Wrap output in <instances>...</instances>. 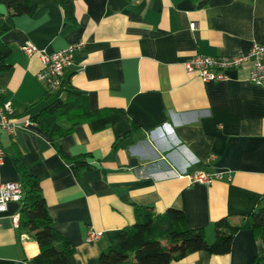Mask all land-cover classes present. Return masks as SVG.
Returning a JSON list of instances; mask_svg holds the SVG:
<instances>
[{"label": "crops", "instance_id": "crops-1", "mask_svg": "<svg viewBox=\"0 0 264 264\" xmlns=\"http://www.w3.org/2000/svg\"><path fill=\"white\" fill-rule=\"evenodd\" d=\"M57 1L32 0L35 13L15 17L2 38L12 49L2 102H12L19 124L14 135L0 132V184L21 182L20 166L38 179L55 229L73 248L68 263L98 264L136 223L138 207L182 211L210 244L221 219L238 223L256 212L264 201V85L251 83L250 65L206 83L185 63L264 46V0H70L72 19ZM27 42L49 53L84 43L53 98L71 86L84 112L109 116L104 130L84 123L51 142L20 123L52 101L37 80L39 57L23 53ZM199 171L231 180L191 184ZM21 207L10 203L0 214V264H29L39 252L13 224ZM89 230L100 239L89 241ZM254 236L240 231L227 255L198 252L173 264H264V235Z\"/></svg>", "mask_w": 264, "mask_h": 264}, {"label": "trees", "instance_id": "trees-1", "mask_svg": "<svg viewBox=\"0 0 264 264\" xmlns=\"http://www.w3.org/2000/svg\"><path fill=\"white\" fill-rule=\"evenodd\" d=\"M32 0H0V74L10 70L7 60L12 49L3 43V36L13 29L15 17L35 13ZM66 18H73V6L70 0H58ZM64 98H53L52 101L33 118L28 120L38 126L49 141L61 139L70 134L77 126L87 123L94 132L104 130L110 118L102 111L84 112L79 92L71 86L65 91ZM68 124V128L63 126ZM61 156H65L60 149ZM76 169L87 166L76 162ZM23 186V198L19 229L26 232L38 245L39 252L31 258L29 264H69L73 248L54 227L53 220L40 182L23 166H20ZM136 223L124 229L118 235L115 244L100 255L98 264H173L189 255L205 252L209 255H227L232 249L234 236L240 231L250 230L254 237L264 235V201L250 217L232 223L221 219L215 226V240L207 241L202 230L189 227L188 220L182 211L169 209L163 215H156L151 208L138 207L135 210Z\"/></svg>", "mask_w": 264, "mask_h": 264}, {"label": "built area", "instance_id": "built-area-1", "mask_svg": "<svg viewBox=\"0 0 264 264\" xmlns=\"http://www.w3.org/2000/svg\"><path fill=\"white\" fill-rule=\"evenodd\" d=\"M191 28L196 30L198 25L192 23ZM247 52L238 51L233 57H206L197 55L185 63L187 74H196L206 83H219L229 80L228 73L232 70H239L250 65L249 79L257 86L264 85V46L254 43ZM84 43H76L68 46L59 52L49 53L38 49L31 42L23 47V53L28 58L38 56L42 63V70L37 74V80L46 88L49 95L55 96L62 87V78L65 70L74 64V55L83 49ZM5 90L0 88V132L14 135L17 124L15 109L12 102H2ZM23 126L31 123L29 120L20 122ZM5 153L0 145V167L4 163ZM231 180L230 175L223 173H206L199 171L189 179L191 184L210 185L214 181ZM23 198V186L20 182L0 184V214L6 213L10 203H20ZM19 218H13V224L19 228ZM101 233L89 230V241H97Z\"/></svg>", "mask_w": 264, "mask_h": 264}, {"label": "rangeland", "instance_id": "rangeland-1", "mask_svg": "<svg viewBox=\"0 0 264 264\" xmlns=\"http://www.w3.org/2000/svg\"><path fill=\"white\" fill-rule=\"evenodd\" d=\"M0 9H2V10H3V8H0ZM2 10H0V11H2Z\"/></svg>", "mask_w": 264, "mask_h": 264}]
</instances>
